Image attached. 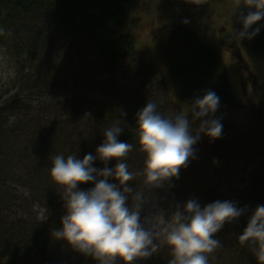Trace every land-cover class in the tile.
<instances>
[{
	"label": "trees",
	"instance_id": "16d2710c",
	"mask_svg": "<svg viewBox=\"0 0 264 264\" xmlns=\"http://www.w3.org/2000/svg\"><path fill=\"white\" fill-rule=\"evenodd\" d=\"M193 1L218 3L223 0ZM131 2L133 0H0V27L5 30V35L0 36V49L11 58L17 80V91L0 106V264H92L96 261L91 256L75 252L52 235L64 215V192L52 179L50 182L46 166L48 162L52 164L48 161L49 157L52 160L64 150L65 157L76 155L82 159L89 152L95 154V149L102 143L104 131L120 118L121 109L127 116L126 124L121 125L124 132L120 140L133 145L125 162L129 170L136 174L129 182L133 187L129 206L133 207L132 196L143 186L152 187L139 182L144 177L145 156L139 149L135 115L145 103L152 101L157 103V110L167 117L166 106L170 102L161 104L155 97L143 95L145 83L135 84L139 76L154 75L151 67L138 63L136 72H133L130 65L122 62L136 55L130 35L119 30L125 28L124 17L131 14L128 9ZM157 41L158 48L161 46V58L169 69L175 97L187 104L191 111L194 95H202L207 89L215 91L220 98L216 116L223 124L219 139L210 141L207 138L202 144L201 136L194 146L195 158L187 162V167L179 171L177 178L164 186L172 193L174 188L180 194L192 182L203 185L202 180L197 181L206 169L203 163L210 161L214 166L225 168L231 163L248 159V176L243 179L241 187L223 194H214L210 188L207 194L200 196V202L205 205L216 200H230L239 207L248 206L250 214L257 205H264V104L252 107L251 116H247L251 125L255 121V127L248 122L238 125L240 120L236 119L235 113L239 104L218 54L181 21L169 23L157 34ZM224 42L230 47L229 40ZM239 44L248 59L253 89H256L255 93L258 91L264 95V30L250 41L240 40ZM55 49L64 52L61 64L49 60L52 56L48 59L45 56ZM76 56V63L72 65L71 60ZM79 60H83L87 76L68 80L70 67L76 68ZM33 65L38 69L29 77L28 72L32 71ZM25 71L27 73L23 76ZM99 74L107 75L102 78ZM60 77L65 78L67 81L64 83L73 89L88 88L73 105L66 104L72 108L61 106V102L50 103L51 106L47 104L43 111H34L31 104L18 99L20 92L41 90L50 81L64 84L59 82ZM94 88H100L99 92L105 94L94 117L80 116L74 120L71 112L67 111L64 120L58 119L59 113L78 108L93 98L98 93ZM95 98L97 100L93 102L97 104L100 94ZM0 99H3L1 94ZM18 113L24 119V125L9 126L5 119H11ZM17 120L20 121L19 118ZM70 125L81 127V130L69 135ZM197 127L198 122L193 124L194 129ZM114 163L109 162L107 166L114 167ZM94 166L100 168L104 165L96 161ZM216 169L210 170L212 175ZM12 178H22L18 181L29 190L30 197L22 198L6 190L5 182L11 179L12 183ZM204 179L209 187L216 186L209 172ZM91 186L78 185V188L87 190ZM162 191L154 190L152 193L160 195ZM144 192H147L146 189H142ZM34 204L43 209L44 220L30 215ZM176 204L172 206V211ZM247 218L245 215L238 222L225 224L217 234L222 246L209 256L208 264H264L255 254L257 245L239 239ZM171 259L169 247L162 243L147 264H168Z\"/></svg>",
	"mask_w": 264,
	"mask_h": 264
},
{
	"label": "clouds",
	"instance_id": "9594fccd",
	"mask_svg": "<svg viewBox=\"0 0 264 264\" xmlns=\"http://www.w3.org/2000/svg\"><path fill=\"white\" fill-rule=\"evenodd\" d=\"M236 7L240 27L234 29L235 35L242 42L250 41L264 30V0H239ZM3 35L5 30L0 27V36ZM219 107L220 98L211 89L194 95L190 113L180 112L174 119L162 115L156 102L145 103L135 115L139 149L145 156V184L161 188L195 158L194 146L201 136L210 141L220 138L223 124L216 116ZM126 116L121 109L120 118L104 131L95 154L89 152L82 159L63 154L52 158L50 177L64 192V215L52 235L100 264H116L117 259L122 264L147 261L158 251V241L171 251L168 264H208L209 256L222 246L217 234L225 224L247 215L239 239L256 244L255 254L264 261V205H257L249 214L248 206L239 207L234 201L216 200L202 205L193 198L177 204L167 218L157 212L143 219L145 200L141 194L133 195L136 203L129 206L133 193L129 182L136 174L125 162L133 145L120 140ZM96 161L104 166L95 167ZM112 161L114 167H108ZM85 184L92 186L87 190L78 188Z\"/></svg>",
	"mask_w": 264,
	"mask_h": 264
},
{
	"label": "rangeland",
	"instance_id": "374dc122",
	"mask_svg": "<svg viewBox=\"0 0 264 264\" xmlns=\"http://www.w3.org/2000/svg\"><path fill=\"white\" fill-rule=\"evenodd\" d=\"M238 2L239 0H223L222 2L218 3L194 2L193 0H133V2L128 4V9L130 10L131 14L128 17H124L125 28L122 29L120 27L121 29L119 30H122V34L128 33L130 35L135 45L134 50L136 55L134 58L130 60H123L122 62L124 65H130V71L133 72H136L138 63H145L146 66L151 67V69L154 71V75L151 77L149 74L139 76V80H135V84L145 83L143 95L153 96L161 104L170 102V105L166 106L168 118L174 119V117L180 112L189 113L190 109L187 104H184L178 100L173 93L168 66L161 58V46L159 48L157 46V34L169 23L176 24L180 21L183 23L185 19L188 21L186 24L187 28L192 31L200 40L207 43L218 54L224 66L226 67L231 89L237 103L239 104L235 113L236 119L238 118L240 120L237 122V124L241 125V123H243L246 125L247 122L250 124V120H247V116L250 115L251 108L255 107L259 103L264 104V95L258 91L255 93L254 90L256 89H252V84L250 83V73L246 69L247 65H243V62L238 60L236 57L238 48L237 50L234 49L231 53L227 51V45L224 44L225 39L229 37L230 40L232 37L231 44L236 41L238 45H240V40L238 41V37L234 32V29H238L239 25V20L237 18L238 9L236 7ZM63 53L64 52L62 50L55 49L51 52H48L45 56H47V59L49 56H52V58H49V60L54 63L61 64ZM78 56L72 58V65H75ZM242 56H244L243 58H245V60L247 59L245 53ZM82 61L83 60H79L80 63L77 62L76 68L74 66L70 67L68 80L73 81L76 78L84 79L87 76L88 72H84L85 68H83V66L85 65ZM37 69L38 67L33 65L32 71L30 70L28 72V76L31 77L33 73L37 71ZM15 70L16 68L14 67L11 58L6 54L5 50L0 49V94L3 95V99H0V106H2V102L9 95H12L17 91ZM26 73L27 71L23 73V76L26 75ZM99 75H102V78H104L107 74ZM66 81L67 80L63 77L59 78V82L61 83ZM50 82V84L43 86L41 90L37 91L26 92L19 89V91L23 92H20V97L18 96V99H20L22 102H25L26 104H31V107H33L32 109H34V111H43V109L47 107V104L51 106L50 103L60 104L62 102L61 106H67L66 104L73 105L77 97L82 92H86L88 90V88L73 89L69 84H59L56 81ZM104 82L105 80H103V83ZM94 89L98 92V96L100 94L97 104L93 102L97 100L95 98L97 95L96 94L88 102L83 103L82 106L75 109L64 110L63 112L59 113L57 116L58 119L64 120V115L67 111L71 112L74 120L80 116L94 117L95 113H97L99 102H103V100L100 99L105 95L104 92H99L100 88ZM17 118H19L20 121H18ZM22 119L23 118L21 114L18 113L17 116L12 117L11 119L6 118L5 120L9 126L18 125V127H20L24 125V119ZM250 126L255 127V121H252V125L250 124ZM80 128L81 127L78 128L74 125H70L68 127L69 135L75 130H81ZM83 131L86 130L83 129ZM206 140L207 137L202 136L201 143L205 144ZM65 151L66 150H64L62 154H64ZM202 160L204 159H201V161ZM247 160L243 159L241 163H231L225 168L216 165L217 169L216 166H214V164H212L210 161L203 163L206 169L202 171V176L197 180H202L203 185L192 182L191 186H188L180 194H178L174 188L172 193L169 189H166L167 187L164 185L159 189L143 186L142 189H146L147 192L142 193V189L137 191L138 193H141L142 196L146 195L143 196L145 204L141 209V218L143 219L144 217H151L157 212L164 213L165 217L167 218L171 214L172 206L175 202H177L179 205H183L184 202L193 198H198V200L201 201L200 196L207 194L210 191V188L213 190L214 194H223L233 190V188L241 187L243 185V179L247 178L248 176V172H246V170L248 169L249 163H247ZM48 161H52L50 157ZM51 166L52 164L48 162V166L46 167L50 182L51 177L49 170ZM5 169H7L6 166ZM214 169H216V171L212 175L210 170ZM207 172H209V175L213 176L216 186L211 185V187H209L208 182L204 179ZM207 178H209V176H207ZM18 179L22 178H12V183L10 181L11 179L6 180L8 181L5 182L6 190L13 193L14 195L17 194V196L22 198H25L26 196L30 197L29 190L22 186ZM144 181L145 177H142V179L139 180L141 183ZM12 186L15 190H13ZM148 188L150 189L149 191H151V189L153 191H163L160 195H158V192H148ZM135 203L136 202L133 200V206ZM201 204L204 205L202 202ZM32 206L33 207L29 211L30 215L34 216L37 220H44L45 213L43 209L38 207V204H34ZM20 214L21 213H17V215ZM158 243H160V246L162 245V242L158 241ZM150 259L147 261H137V264H147L149 263ZM92 264H100V262L96 260ZM116 264H122V262L117 259Z\"/></svg>",
	"mask_w": 264,
	"mask_h": 264
}]
</instances>
